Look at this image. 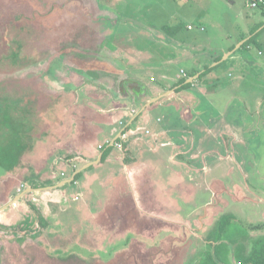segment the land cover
Returning a JSON list of instances; mask_svg holds the SVG:
<instances>
[{
	"label": "rangeland",
	"instance_id": "374dc122",
	"mask_svg": "<svg viewBox=\"0 0 264 264\" xmlns=\"http://www.w3.org/2000/svg\"><path fill=\"white\" fill-rule=\"evenodd\" d=\"M253 1L256 0H0L2 18L5 17V8L20 9L23 15L37 12L44 15L42 19L25 22L26 30H43L44 37L19 31L17 27H12L8 33L14 43L23 45L20 53L24 58L22 66L26 68L13 75L0 74V88H41L63 108L62 118L57 112L61 120L60 126L54 128V137L61 136L62 123L67 122L68 125L62 145H57L55 149L52 147L43 157L39 153L43 152L44 143L38 147L35 144L25 154L19 176L0 179V193L3 194L0 198V221L6 217L10 219L8 216L11 215L17 216L13 221L10 219L9 225L0 222V264H149L155 258V264H199V255L206 249V236L223 216L231 215L234 217L233 225L240 223L248 229L253 225L257 228L249 229L250 235L245 241L247 251L251 250L256 239L264 238V70L261 68L245 67L242 70L244 74L239 67L226 70V64L216 68L215 74L222 75L221 86L209 93L195 91L194 105L189 113L183 114L184 117L182 112L185 108L182 105L181 110L177 96L163 99V102L173 101L165 108H168V120L177 126L176 133H170L172 138L170 135L168 138H180L188 155L176 157L175 163L171 164L166 161L169 149L162 157L154 156L155 176L162 185L177 187L166 195L169 204L173 206V211L181 210L185 217L180 216L183 218L181 223L172 222V241L169 242L165 236L157 238L158 253L149 248L139 251V245L132 236L109 239L105 235H89L86 230H80L76 231L77 236L70 237L44 229L43 214L48 219L54 218L52 210L53 215L47 213L50 209L49 197L53 193L46 195L48 200L37 192L14 200L19 189L23 192L30 187V179L36 180L37 176L41 182L48 179L49 175L43 177V172L38 170L54 166L57 171V158L58 163L66 166L71 163L70 158L56 156L60 148L76 151L84 142H89L91 131L70 141V123L74 135L73 122L86 125L81 120L86 115H93L104 122H124L127 118L122 120L119 117L121 113L116 110L128 104L130 109H134L131 114H135L143 88H156L164 74L168 76L162 78V82L167 83L164 86L175 88L185 76L182 71L186 74L197 65L205 68L208 56L228 46L230 41L235 42L238 35L242 36L241 31L248 29L251 36L264 15V6L252 8ZM53 4H61L64 9L53 14ZM80 7L94 9L90 11L93 16L96 15L97 25L102 30L99 36L103 38L104 46L99 71L78 68L53 47L52 37L56 36L59 40L54 41L57 44L61 37L69 39V28L74 21L83 18ZM50 11L52 15L48 18ZM43 21L46 22L45 29L41 25ZM50 24L55 26L54 31ZM261 24L257 32L263 30L260 37L264 38V20ZM189 26H194V29L190 30ZM199 26H204L206 31H201ZM245 35L247 37L248 33ZM251 43L256 44V41ZM246 49L247 46L243 48L244 51ZM255 54L252 50L248 58H253ZM220 68L222 70L218 71ZM229 74H232L231 78ZM206 76L204 74L202 79L209 78ZM86 88L109 91L104 96L107 101L103 109L113 110L107 119L96 114L100 112V103L85 94ZM117 88L126 91L117 92ZM183 89L180 88V91ZM178 121L182 123L178 124ZM183 122H190L188 129L181 126ZM43 123L47 124L46 117ZM131 130L128 128L127 132H123L127 136L123 146L129 141ZM105 137L98 138L102 144L97 148L99 152L110 145L106 140L110 137ZM49 145L52 144L47 143L45 147ZM110 146L106 157L119 151L113 144ZM178 180L180 183L174 184ZM184 182L187 188L186 184L183 186ZM50 191L57 195L54 198L58 202L55 207L59 215H65L61 223L64 227L60 231L69 230L68 225L75 231L76 223L79 221V225L82 219L74 220L73 214L88 200L86 191L73 184L67 186L66 207L60 203L61 193L55 189ZM77 194L82 195V201H75ZM19 200L22 203L16 205ZM46 203L49 207L44 208ZM125 225L131 227L133 221L126 220ZM161 230L158 227L157 232ZM111 240L115 241L111 243ZM161 240H164L163 244H160ZM97 245L101 246L96 250ZM115 249L124 251L117 254ZM230 264L239 262H234L231 256Z\"/></svg>",
	"mask_w": 264,
	"mask_h": 264
},
{
	"label": "crops",
	"instance_id": "0c3cea01",
	"mask_svg": "<svg viewBox=\"0 0 264 264\" xmlns=\"http://www.w3.org/2000/svg\"><path fill=\"white\" fill-rule=\"evenodd\" d=\"M263 14L264 13H262V15ZM263 20L264 15L262 20L258 23L261 24ZM199 28H204V31H206L204 26H199ZM247 30L248 29L241 31L242 36H245L246 38H244L245 40H240L242 36L240 37L238 35L235 42L230 41L228 46L221 47L219 50L214 51L213 55L210 57L208 56V65L205 68H201L200 65L190 68V72H186V76L182 79L186 80L185 84L181 85L179 82L175 88H166L164 85L167 83H163L162 78H167L168 76L164 74L158 81L156 88H148V90L143 88L141 100L140 102L138 101V104H136L135 107L139 109L135 114H131L134 109H130L128 104H126L123 109L116 110V112L118 111L121 113V116L119 117L122 118V120L127 118L124 122L121 121L119 123L109 120L104 122L93 115H86L81 117V120H83L86 125H80L75 121L73 122L75 132L74 135L72 134L70 123L69 140H75L78 137H81L84 132L91 131L92 133L89 134L91 136L89 142H84L85 146H80V148L76 151L72 149L60 148L62 152H56V156L61 155L62 157L70 158L72 161L70 160L71 163L69 165L71 166H66L64 163H58L57 158L56 163L58 164V172L55 170L54 166L50 169L45 167L38 170V172H43V177L47 174L49 177H52L51 179L48 177V179L41 182L39 181V176H37V189L29 187L23 192H21L20 189H17L19 193L15 196L14 200L19 199L21 196L23 197L24 194L35 192H37L38 195H43V199H47L46 195L53 193L50 194L49 197L50 204L46 203L44 208L49 207L50 205V209L47 210V213L53 215V211L54 218L52 220L48 219L45 214H43L44 220L42 222V226L46 230L51 229L50 231L60 232L61 234L70 237L77 236L76 231L80 230H86L85 232L89 235H105V237H111V239L113 237L120 239L132 236L134 238V242L139 245L138 248L141 252L147 251L148 248L156 251L158 249L156 244L158 243L157 238L159 236L168 237L169 242L172 241V236L170 235V227L173 226L172 222L181 223L185 217H183L181 210L177 209L178 211H173V206L169 204L170 202L166 197L168 192L173 189H177V187L174 188V186L171 185H162L163 183H161L158 177L155 176L153 161H155L154 156L162 157L166 153V150L169 149V158H167L166 161L170 164L175 163L174 159L176 157L182 158L188 155V151L184 150V145L181 144L180 138L175 140L172 139L173 141L168 138L169 135L171 137L170 133H176L177 126L176 123H172L168 120V108H165V105H170L169 103L173 101L163 102V99L177 96L176 99L178 103H180V108L182 105V107L185 108L182 112V117H184L185 114L190 112L194 105L195 91L209 93L213 90V88H219L221 86L220 82L222 75L215 74L216 68L226 64V66H224H228V69L226 70H229V68L235 69V67H239L242 74H244V71L242 70L245 67L247 69L252 68L254 70H260L261 68V70H264V38H262V36L257 38L256 44L250 43V47L247 45V49L245 51L241 49V46L251 38L249 35L250 32ZM245 33H248L247 37ZM101 39L103 40V38ZM252 50H254L257 55L255 54L253 55V58H248ZM221 59L223 60L221 61ZM207 67H210L211 70L206 73L208 75L206 77L209 78H205L204 80L202 77ZM220 70H222V68L218 69V71ZM231 75L232 74H229L230 78ZM188 84L191 85L188 86ZM180 88L184 89L180 91ZM117 89V92L121 93L126 91L123 88ZM84 92L85 94L92 96V98H96L94 102L100 103V105H98L100 112L94 111V113L98 112L96 114H98L100 118L107 119V116L112 114L113 109H103V106H105L107 101V98L104 96H106L107 92H109L108 90L102 89L98 91L93 88H86ZM144 98H146V100ZM110 105L112 106L113 102H111ZM182 109L183 108H181V110ZM196 117L198 116H195V118ZM179 123H182V121H178V124ZM189 124L190 122H183L181 126L184 125L185 128L188 129ZM66 125L67 122L62 123V133L58 138L54 137L53 134L55 131L52 129H48L47 133L44 132L43 136V131L41 132L39 139L33 144V147L35 144L38 147V145L44 143V146L41 148L43 152L39 153V155H43V157H45V152L48 153V150H52V147L55 149L57 145H62V143L66 140V129L68 126ZM128 128H132V130L128 133L130 139L124 144V149H119V151L114 152L113 154L110 153L107 157L106 151L112 146L109 145L103 147L102 152L97 150L98 146L102 145L98 140L99 137L102 138L103 135L106 136L105 138L110 137V139L106 140L109 142L111 141V144L119 142L120 136L124 131L127 132ZM147 131L149 133H147ZM103 132L104 134L102 135ZM53 138L55 139L53 140ZM80 141L82 140L80 139ZM47 143H51L52 145L45 147ZM84 173L87 175L84 176ZM7 177H13V175ZM72 178H74L73 182L69 183L68 181ZM74 181L76 182L74 183ZM179 183L180 181L178 180L174 184ZM71 184L86 191L88 200L85 201V203H82L80 208L75 210L76 213L73 214L74 220L82 219L79 224L80 226L78 225V221L76 223L75 231L70 229V225L67 226L69 230L60 231V229L64 227L61 223H63L65 215H59L57 208L55 207L58 202L54 198L57 195L50 190L55 189V191H59L61 193L60 197L62 199L60 203L66 207V188ZM182 184L183 186L186 184L187 188V183L184 182ZM31 189L32 191H30ZM60 193H58V195ZM2 196L3 194L0 193V198ZM80 196L82 195L77 194L75 201H82V197L80 198ZM20 200L22 201V199ZM20 200L15 204L17 205L21 202ZM8 217H10L12 221L14 218H17V216L14 215ZM10 219L6 217L0 222L5 225H9L11 221ZM129 219L133 221V225L131 227L125 225L126 220ZM50 222L54 224H49ZM71 226L74 225L71 224ZM158 227L162 228L159 232H157ZM157 233H159V235H157ZM97 241H99V239H97ZM114 241L115 240H111L109 242L113 243ZM163 241L164 240L159 241L160 244H163ZM101 245L95 246V249L97 250ZM120 245L122 246L123 243ZM122 251L124 250L115 249L114 253L119 254V252ZM156 253H158V251H156ZM155 260L156 258L153 259V262L148 263L155 264Z\"/></svg>",
	"mask_w": 264,
	"mask_h": 264
},
{
	"label": "trees",
	"instance_id": "16d2710c",
	"mask_svg": "<svg viewBox=\"0 0 264 264\" xmlns=\"http://www.w3.org/2000/svg\"><path fill=\"white\" fill-rule=\"evenodd\" d=\"M105 1L107 2V0ZM263 6L259 7L263 8ZM5 9L6 11L3 12L5 17H0V74L13 75L26 67L22 66L24 58L21 57L20 53L23 45L21 47L19 43H14L8 37V33L12 27H17L19 31L21 29L28 33H34L33 35L36 37H44L43 30L34 32L32 28L26 30L27 27L25 26L26 21L28 23L42 19L44 15L37 11V14L23 15V11L20 9ZM61 9H64L61 5L53 4L51 11L54 14ZM90 10L94 9L80 7L83 18L80 16L81 18L74 21L73 25L71 24L69 39L61 37L59 38L60 43L57 44L54 41L59 40L55 36L52 37V42L54 49L78 68L99 71L102 62L100 54L103 47V40L99 34L102 30L97 25L96 15L93 16ZM51 11L47 14L48 18L52 15ZM13 14L16 15L13 16ZM41 25L45 29L44 21ZM50 26L54 31L55 26L53 24ZM261 26L262 24H259L253 29L252 37L241 49L259 38L263 30L257 31ZM73 29L74 31L71 32ZM45 40L47 41L46 38ZM209 70L211 68L207 67L204 74L208 73ZM185 81L181 80L179 84L183 85ZM190 85L188 84V86ZM57 102L53 96L41 88H11L10 86L0 88V179L10 175L17 177L23 168L25 154L32 149L41 132H48V129L55 131L54 128L60 126L61 119L59 117L62 118L64 113L63 108ZM57 112H59V117H57ZM44 117L47 118V124L43 123ZM36 181L31 179L28 181L32 189H37ZM233 218L232 215L223 216L206 236V249L199 255V264H230L231 256L234 262H239V264H264V238L256 239L252 243L251 250L247 251L245 241L249 238V229L255 230L257 228L253 225L248 229L240 223L233 225Z\"/></svg>",
	"mask_w": 264,
	"mask_h": 264
},
{
	"label": "built area",
	"instance_id": "2783aa9c",
	"mask_svg": "<svg viewBox=\"0 0 264 264\" xmlns=\"http://www.w3.org/2000/svg\"><path fill=\"white\" fill-rule=\"evenodd\" d=\"M261 5H264V0H258V1H254L253 3H251V7L252 8H258ZM189 29L193 30V26H189ZM200 29H201V31H204V28H200ZM182 73H184V75H185L184 71H182ZM120 139H121L120 142L113 143V146L117 147L118 149H123V143L126 142L127 136H125L122 133V135L120 136ZM108 144L111 145L110 142Z\"/></svg>",
	"mask_w": 264,
	"mask_h": 264
},
{
	"label": "water",
	"instance_id": "95a60500",
	"mask_svg": "<svg viewBox=\"0 0 264 264\" xmlns=\"http://www.w3.org/2000/svg\"><path fill=\"white\" fill-rule=\"evenodd\" d=\"M261 29H262V28H261ZM261 29H260V30H261ZM192 81H193V80H192ZM192 81H191V82H192ZM160 97H162V96H160ZM160 97H159V98H160ZM157 100H158V99H157ZM154 101H155V100H154ZM73 180H74V178H72V179L69 180L68 182H69V183H70V182H73ZM30 191H32V189H31Z\"/></svg>",
	"mask_w": 264,
	"mask_h": 264
},
{
	"label": "flooded vegetation",
	"instance_id": "af4514ba",
	"mask_svg": "<svg viewBox=\"0 0 264 264\" xmlns=\"http://www.w3.org/2000/svg\"><path fill=\"white\" fill-rule=\"evenodd\" d=\"M59 5H61V4H59ZM44 24H46V22H44Z\"/></svg>",
	"mask_w": 264,
	"mask_h": 264
},
{
	"label": "clouds",
	"instance_id": "9594fccd",
	"mask_svg": "<svg viewBox=\"0 0 264 264\" xmlns=\"http://www.w3.org/2000/svg\"><path fill=\"white\" fill-rule=\"evenodd\" d=\"M186 76V75H185ZM113 144V143H112Z\"/></svg>",
	"mask_w": 264,
	"mask_h": 264
}]
</instances>
